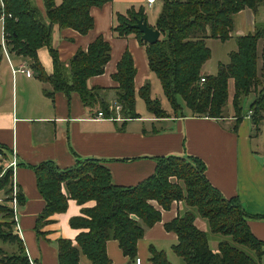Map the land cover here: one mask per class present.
<instances>
[{
  "label": "trees",
  "instance_id": "trees-1",
  "mask_svg": "<svg viewBox=\"0 0 264 264\" xmlns=\"http://www.w3.org/2000/svg\"><path fill=\"white\" fill-rule=\"evenodd\" d=\"M110 1L62 0L57 4L56 0H44L47 14L44 17L32 0H0V20L3 18L8 48L29 57L39 79L49 81L57 91H76L86 106L99 105L106 117H117V112L102 101L101 88H90L87 84L90 77L104 73L111 58V44L100 36L87 50L80 49L68 64L60 60L57 49L52 46L54 25L86 34L94 27L91 8ZM262 5L264 0H163L156 25H150L161 31L156 43L143 41L142 33L131 26L138 18L146 19L143 10L117 15L113 30L119 36L134 33L139 38L173 112L219 119L225 116L232 99L239 122L244 117L242 99L254 93L256 98L247 116L259 131L264 119V25H256L254 32L237 36L238 48L230 52L229 62L219 63L216 74H205L203 68L212 56L208 40H228L234 30L235 15L246 8L258 12ZM42 46L49 47L54 61V73L49 76L38 59V49ZM3 53L0 44V61ZM136 72L133 56L126 51L113 76L118 82L117 103L121 105L120 115L124 119L140 117L136 109ZM139 94L150 113L156 117L171 116L161 100L152 97L150 82L141 87ZM0 150L10 152L1 144ZM156 160L154 174L132 186L114 184L110 170L98 158H79L74 167L65 169L54 161L32 166L38 188L47 202L38 218L39 233L52 215L66 211L69 199L81 205L95 202L93 207L83 208L82 215L71 218V226L83 230L75 240L58 241L59 264H82L83 256L89 264H112L107 252V242L111 239H116L123 253L134 261L138 242L146 229L162 220V212L153 202L169 209L175 201L183 202L184 210L166 222L165 228L177 234L173 251L184 264L261 263L264 240L253 234L248 220L262 216L250 215L239 198H228L212 185L201 158L169 155ZM12 175L13 170L8 167L0 176V192H5L7 197L12 192ZM18 200L20 205L25 203L21 190ZM0 215L4 218L0 222V240L17 245L13 253L0 249V262L32 264L22 238L14 231L17 222L13 208L8 203H0ZM198 217L206 220L209 232L217 236L216 248L211 245L210 233L196 224ZM150 261L174 264L166 252L153 245Z\"/></svg>",
  "mask_w": 264,
  "mask_h": 264
},
{
  "label": "crops",
  "instance_id": "crops-1",
  "mask_svg": "<svg viewBox=\"0 0 264 264\" xmlns=\"http://www.w3.org/2000/svg\"><path fill=\"white\" fill-rule=\"evenodd\" d=\"M32 2L46 17L44 0ZM61 2L56 0L57 4ZM158 5V14L150 23L148 10H155ZM162 5L163 0H158L152 8L146 5L145 0H112L102 6H93L90 12L94 27L88 33L54 25L52 46L57 49L60 60L68 64L80 49L87 50L100 36L111 44V58L104 73L90 77L87 82L90 88H101L102 101L109 104L111 110L118 104V82L113 76L123 54L130 51L137 70L134 80L137 112L139 99H143L139 91L152 80V90L153 87L156 90L154 98H159L163 107L171 113L168 117L138 112L140 117L124 119L119 112V119L100 118L99 105L86 106L76 91L67 93L54 90L52 83L37 77L29 57L18 55L9 48L7 53L3 50L0 61V144L8 147L10 152L2 150L0 166L7 169L13 160L17 161L16 166L11 167L12 177L23 192L25 203L19 208L14 231L22 238L32 264H59L58 241L62 238L75 240L83 230L72 227L71 218L82 215L83 208L95 205L94 201L81 205L75 199H69L66 211L52 215L51 221L39 233L38 218L47 202L38 188L37 175L32 166L45 161H54L65 169L74 167L79 158H98L110 170L114 184L132 186L154 174L156 157L197 156L206 163V176L212 185L228 198H239L250 215L262 216L250 217L248 223L253 234L264 240V152L252 142L254 126L251 118L246 115L237 122L232 109L223 118L217 119L192 116L189 112L187 116L175 113L169 102L166 108L163 103L165 95L157 89L159 86L154 78L157 76L149 66L146 49L139 38L134 33L119 36L113 30L117 15L127 14L130 10H143L148 24L155 26ZM0 25L2 44V20ZM256 25H264V5L260 6L258 12L250 8L238 12L232 36L228 40L213 39L235 44L228 52L229 56L231 51L238 48L237 36L254 32ZM38 59L46 74L52 75L54 61L48 46L38 49ZM21 65L29 69L21 71ZM232 89L231 85L230 91ZM7 198L5 192L1 191L0 203L9 204ZM153 204L161 210L162 220L147 228L138 242L137 256L146 264L152 263L151 245L166 254L173 251L178 236L168 231L165 223L174 219L185 207L183 202L178 201L173 202L169 209L162 208L157 202ZM2 221L4 218L0 215ZM196 224L204 231L209 230L206 220L201 217L196 219ZM0 249L13 253L17 251V245L0 240ZM107 252L112 264H134L123 253L116 239L107 242ZM81 263L89 264V261L83 256ZM260 264H264V256Z\"/></svg>",
  "mask_w": 264,
  "mask_h": 264
},
{
  "label": "rangeland",
  "instance_id": "rangeland-1",
  "mask_svg": "<svg viewBox=\"0 0 264 264\" xmlns=\"http://www.w3.org/2000/svg\"><path fill=\"white\" fill-rule=\"evenodd\" d=\"M159 9H160V5H158L155 8V10H148V14H149L148 19H149L150 23L157 16ZM0 34H1V25H0ZM208 46L212 50V56L209 59L208 63L206 62L207 64L204 66L203 72L207 73V74H216L218 72L219 63L229 62L230 58L228 56V52L235 46V44L232 42H222V41H219L217 39L210 38L208 40ZM261 47H262V43L260 42V44H259V51L260 52H261ZM235 49H237V48H235ZM154 78H155L156 83L159 86L157 88L158 91L160 93H162L163 92L162 86L159 82V79L157 77H154ZM150 83L153 86L152 80ZM232 86H233V84H232ZM232 91H233V89H232ZM154 95H156V90H154V87H153L152 96L155 97ZM255 98H256V94L252 93L251 95L244 97L242 99L241 106L243 107L242 108V114L244 115V117L249 113L250 105L255 100ZM163 103H164V106L166 108L169 106V103H168L167 99H165V97L163 98ZM137 108H138V112L141 114L146 115L149 113V111L147 110L145 101H143V99H139ZM231 109L235 112L234 105H233L232 101H229L228 106L226 108V112L227 113L230 112ZM251 122H252V120H251ZM252 125H253V122H252ZM259 127H260L259 131H256L255 128L253 127V132H252V140L253 141L252 142L258 150L264 152V119L260 123ZM1 153H2V150H0V155H1ZM0 158H1V156H0ZM1 168H2V170H1ZM5 169H6V167L4 168L3 166H0V170H1L0 173H2ZM208 229H209V227H208ZM208 232H209V230H208ZM209 233L211 236V243L217 247V243H218V241L216 239L217 236L212 234L211 232H209ZM167 256L174 264H184L183 259L180 256H178L174 251H169L167 253Z\"/></svg>",
  "mask_w": 264,
  "mask_h": 264
},
{
  "label": "built area",
  "instance_id": "built-area-1",
  "mask_svg": "<svg viewBox=\"0 0 264 264\" xmlns=\"http://www.w3.org/2000/svg\"><path fill=\"white\" fill-rule=\"evenodd\" d=\"M146 2V5L150 8L154 7L155 4L158 2V0H145ZM2 21H3V18H2ZM2 47H3V50L5 51V53H7V50H8V46H7V41H6V38L5 36H3V40H2ZM29 68H26V65H21L20 66V69L21 71H25V70H28ZM202 82L205 81V78L203 77L202 79ZM113 110H115L117 113L120 112L121 110V105H116L114 108H112ZM98 116L100 118H106V116L104 115L103 111H100L98 113ZM108 119H119L120 116L117 115V117H114V116H111V117H107ZM17 164V161L16 160H13L9 167H15ZM12 179V192L8 195V198H9V205L13 208V211H14V215H15V220H17V215H18V212H19V208H20V203H19V200H18V192H19V187L18 185L16 184V182L14 181V178L11 177ZM0 202H1V199H0ZM134 264H146L140 257H136L135 260H134Z\"/></svg>",
  "mask_w": 264,
  "mask_h": 264
},
{
  "label": "water",
  "instance_id": "water-1",
  "mask_svg": "<svg viewBox=\"0 0 264 264\" xmlns=\"http://www.w3.org/2000/svg\"><path fill=\"white\" fill-rule=\"evenodd\" d=\"M131 26L138 29L142 33L141 39L149 44L156 43L161 36V31L151 27L144 17L136 19V23Z\"/></svg>",
  "mask_w": 264,
  "mask_h": 264
}]
</instances>
